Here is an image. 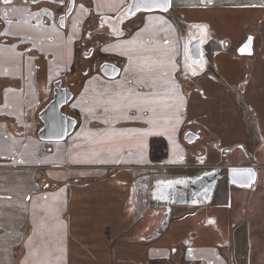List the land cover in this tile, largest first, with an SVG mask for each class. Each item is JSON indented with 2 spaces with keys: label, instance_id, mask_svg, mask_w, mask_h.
I'll use <instances>...</instances> for the list:
<instances>
[{
  "label": "crops",
  "instance_id": "1",
  "mask_svg": "<svg viewBox=\"0 0 264 264\" xmlns=\"http://www.w3.org/2000/svg\"><path fill=\"white\" fill-rule=\"evenodd\" d=\"M62 3L68 0H0V264H20L24 245L34 251L38 240L48 248L39 264H237L235 256H258L264 248V0H172L178 27L147 13L124 43L134 49L165 42L167 55L129 59L124 73L138 65L140 72H131L141 76L125 104L116 103L120 88H109L116 78L95 72L85 63L90 57L78 67L76 40L64 32L89 26L97 49L94 24L100 20L108 33L121 34L118 15L130 0H76L64 29L58 15L49 18L41 7ZM38 31L63 40L61 57L39 48ZM250 35L254 53L240 55ZM198 36L203 55L194 62L187 44ZM6 49L8 56L1 53ZM58 79L74 93L63 112L78 122L65 140L45 141L40 113ZM187 132L199 138L188 143ZM156 139L167 144L158 161L151 156ZM110 143L112 152L123 146L118 157L108 154ZM44 189L53 193L38 197ZM52 198L68 212L64 237L52 238L45 228L30 237L27 230L40 223L33 203Z\"/></svg>",
  "mask_w": 264,
  "mask_h": 264
},
{
  "label": "rangeland",
  "instance_id": "2",
  "mask_svg": "<svg viewBox=\"0 0 264 264\" xmlns=\"http://www.w3.org/2000/svg\"><path fill=\"white\" fill-rule=\"evenodd\" d=\"M33 1V0H29ZM59 2H63V0H59ZM78 3H80V0H78ZM34 5H32L33 7ZM51 6V5H50ZM41 7L45 8V14L50 18L52 16V13L54 15H58L65 11L67 8V5H63V3L59 6H52L53 8H50L49 6L42 4ZM151 13V14H156V15H161L162 17L168 18L172 24H174L176 27H178L179 22L174 16V10L173 8L170 11L167 12H139L133 16L127 17L125 20L121 21L120 24V30L121 34L116 35L115 33H108L106 28L107 26L101 22L100 20L97 21L94 24L93 30H99V38H95V35L92 38V41H97V53L93 55L91 60H85L86 64H89L92 68H94V71L100 74L99 71V66L103 62H110L114 61L119 64V66L122 69V72L118 78L115 80H112L113 82L110 84L109 88L113 87H119L120 91L122 93L116 94L117 101L116 103H122L125 104L128 102L131 98L132 95V84H135L137 81L136 78L140 77L141 75H134L131 70L134 72H140V67L138 65H131L127 73L125 72V64L129 61V59H134L135 54L139 53L141 56L145 58V56L148 57H156V59H162L161 57H164L167 55V50H165L163 47L165 46L164 43L156 44L154 46L146 45V43H141V44H135L134 49H131L130 47L131 44H125V41L129 40V36L135 32H137L141 26H143V23L146 21V14ZM111 18L115 19V15H110ZM175 17V18H173ZM58 17L56 16V23H57ZM91 19L97 20V16L94 18H89L87 19L90 21ZM20 28V26H19ZM3 32L4 27H2ZM22 33L27 32L24 27L19 29ZM107 32V33H106ZM65 34L68 33L70 36H72L76 42L74 44L75 50H76V61L78 67H84V59H85V51L88 48V45L91 42V37H92V29L89 26H85L82 29H71L70 27L67 28L64 32ZM64 35V34H63ZM72 39V38H70ZM36 40L38 43V46L40 49L50 51L52 52V56H59L61 57L62 52L64 51V42L63 40L60 41L58 38H56L51 31H44V32H37L36 35ZM54 41V42H53ZM90 45H93V42H91ZM89 45V47H90ZM159 46V48H157ZM94 47V45H93ZM62 50V51H61ZM96 50V49H95ZM12 51L9 50H2L1 53L4 54L5 56L10 55ZM35 52L33 51L32 54ZM48 54H45L44 56L47 58ZM58 57V58H59ZM89 61V63H88ZM7 68V67H5ZM2 70V69H1ZM5 71V69H4ZM103 77V76H102ZM68 83V82H67ZM104 88V86H101ZM105 90V88L103 89ZM125 90V92H123ZM127 92V95H126ZM129 97V98H128ZM106 103H109V101H105ZM108 135V134H107ZM101 148V156L105 155V151L103 150V146L99 145ZM113 145L112 143L109 144L108 150L110 151L108 154L109 155H114L116 157L119 156L120 150L123 148L120 147L117 149L116 152H112L113 150ZM85 149L86 147H82ZM135 148V147H134ZM88 156H90V152L85 151ZM95 155L97 154L96 151H94ZM143 153V152H141ZM128 157V155H126ZM128 163H133V161H128ZM54 170V168H51ZM58 173V172H56ZM41 178V177H39ZM63 178L58 177V175L54 176V181L55 182H61ZM41 183V181H39ZM49 193H53V191H50V189H44L42 192L38 194V197H45ZM33 214L37 216V219H39L40 223L37 221L36 223V229L34 230H27L28 234L30 232V237L32 236L31 234L34 233L35 236L39 234L38 230L40 231L41 228H45L48 232V235H51L52 238H55L56 236L63 238V226H64V217L68 214L67 211H64V205H62L60 202L58 203L55 201L53 198L50 199V201H44L40 200L33 203ZM261 214V213H260ZM261 218L264 216V214L259 215ZM47 219V221H46ZM48 219H57V221L48 222ZM30 224V221H29ZM262 224H257L256 227H260ZM32 229V228H31ZM37 246L38 248L34 251H31L29 249V246L26 244L24 245V249L21 252V259H20V264H39L41 262L40 259L42 258V255L46 252L48 249L46 246H42L41 241H37ZM67 258V257H66ZM237 260V264H264V248H262V252L258 254V256H254L252 254L250 255H243V256H235ZM58 260L60 262L64 263V255L59 256ZM229 260H231V257H229ZM54 262V260H53ZM59 262V263H60ZM45 264V263H44ZM53 264V263H52Z\"/></svg>",
  "mask_w": 264,
  "mask_h": 264
},
{
  "label": "water",
  "instance_id": "3",
  "mask_svg": "<svg viewBox=\"0 0 264 264\" xmlns=\"http://www.w3.org/2000/svg\"><path fill=\"white\" fill-rule=\"evenodd\" d=\"M140 0H131L129 4L128 14L135 15L139 12H167L172 7V0H168L167 10L162 8L136 9V4ZM163 3L164 0H159ZM76 7V0H69L67 10L62 13L57 20V24L61 28H66L67 20L70 18ZM249 38L251 42L249 43ZM204 38L198 36L187 44V51L192 61L197 62L202 59V42ZM254 37L250 35L248 39L239 47L238 53L240 55L250 56L254 53ZM94 54V48L87 51L85 57H91ZM100 72L108 79H115L121 73V68L113 62H103L100 66ZM74 98V93L68 88L62 86V79H58L54 83L53 98L47 104V106L41 111L40 118L44 126L39 131V137L45 141H62L74 132L77 125V119L67 115L63 112L65 105L70 103ZM199 138V135L194 132H187L185 134V140L188 143H193Z\"/></svg>",
  "mask_w": 264,
  "mask_h": 264
},
{
  "label": "snow or ice",
  "instance_id": "4",
  "mask_svg": "<svg viewBox=\"0 0 264 264\" xmlns=\"http://www.w3.org/2000/svg\"><path fill=\"white\" fill-rule=\"evenodd\" d=\"M3 3L5 5H10L12 3V0H3ZM167 6H168V0H164L163 3L159 2V0H140L139 3L136 4V9L139 10L141 8H145V9H152V8H162L165 11L167 10ZM83 8V6H81ZM5 16H7V12H5ZM251 42V38H249V43ZM195 74V73H193ZM145 103H148L147 101ZM177 123H179V118H177ZM254 173L249 171L248 172V176L249 178H253L254 177Z\"/></svg>",
  "mask_w": 264,
  "mask_h": 264
},
{
  "label": "trees",
  "instance_id": "5",
  "mask_svg": "<svg viewBox=\"0 0 264 264\" xmlns=\"http://www.w3.org/2000/svg\"><path fill=\"white\" fill-rule=\"evenodd\" d=\"M167 155V144L162 139H156L151 144V156L154 160H161Z\"/></svg>",
  "mask_w": 264,
  "mask_h": 264
},
{
  "label": "flooded vegetation",
  "instance_id": "6",
  "mask_svg": "<svg viewBox=\"0 0 264 264\" xmlns=\"http://www.w3.org/2000/svg\"><path fill=\"white\" fill-rule=\"evenodd\" d=\"M68 2H69V0H68ZM67 8H68V4H67ZM66 8V9H67ZM128 9H129V5H127L126 6V8L125 9H123L122 10V12L118 15V17H119V19H120V21H123V20H125L127 17H130L131 15H129L128 14ZM62 13H64V11L62 12ZM61 13V14H62ZM133 16V15H132ZM3 38V40H4V38L6 39V37L4 36V37H2ZM196 38V37H195ZM194 39V38H193ZM247 39H248V37H247ZM192 39H190V41H191ZM246 41V40H245ZM94 48V50L96 49L95 47H93V46H90V47H88L87 49H86V51H85V54L87 53V51L88 50H90V49H93ZM97 52V49L95 50V52L94 53H96ZM84 54V55H85ZM93 57V56H92ZM92 57H90L89 59H92ZM115 63V62H114ZM102 64V63H101ZM117 64V63H116ZM119 66V65H118ZM65 88H68L70 91H71V86H69V85H66V83L64 82V85H63ZM73 92V91H72ZM69 105V103L67 104V105H65L64 106V108H63V110L67 107Z\"/></svg>",
  "mask_w": 264,
  "mask_h": 264
}]
</instances>
